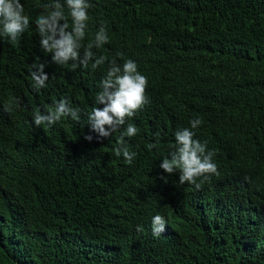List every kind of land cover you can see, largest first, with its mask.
<instances>
[{"label": "trees", "instance_id": "1", "mask_svg": "<svg viewBox=\"0 0 264 264\" xmlns=\"http://www.w3.org/2000/svg\"><path fill=\"white\" fill-rule=\"evenodd\" d=\"M48 2L21 0L29 29L16 44L0 38V264H264V0H89L84 43L106 22L109 43L93 51L107 61L75 71L39 47ZM113 59L148 78L149 103L126 122L139 129L125 137L131 165L114 155L120 132L97 139L81 126L103 107ZM34 62L48 75L39 90ZM61 99L81 122L36 127L34 111ZM193 118L219 172L200 190L159 167Z\"/></svg>", "mask_w": 264, "mask_h": 264}, {"label": "clouds", "instance_id": "2", "mask_svg": "<svg viewBox=\"0 0 264 264\" xmlns=\"http://www.w3.org/2000/svg\"><path fill=\"white\" fill-rule=\"evenodd\" d=\"M41 7L44 11L35 20L39 47L45 54L51 55L53 63L68 65L72 71L89 67L95 70L106 63V56H97L93 51L109 43L106 22H101L92 39L87 44L84 43L89 30L88 10L92 7L89 0H49ZM29 27L30 17L25 14L21 0H0V38L16 44ZM117 57L122 58L123 54L117 53ZM29 75L34 89L46 87L48 75L44 72V64L34 62L30 66ZM147 87V76L138 70V65L133 60H124L122 66L115 59L111 60L108 62L106 76L100 81V91L95 95V105L103 107H93L87 114L86 123L81 125H87L90 132L97 134V139L108 138L120 132L118 147L113 152L116 157H123L124 162L129 165L133 163L136 153L130 151L125 137L138 135L139 129L133 123L126 122L149 103ZM5 111H10V107H5ZM65 118L81 122V110L72 107L67 99L59 100L45 112L37 109L33 113L36 127L43 125L51 128ZM202 123L200 118H193L189 121V128L178 129L174 135V143L168 146L170 151L159 164L163 173H178L180 184L193 185L196 190H200L202 184L212 176L219 175L213 162L215 152L207 150V141L201 142L194 138L193 130ZM156 135L159 137V133ZM84 139L91 142L93 136L85 135ZM158 146L159 140L147 145L149 149H158ZM165 225L164 217L155 215L151 221L153 235L159 236L165 230ZM136 230L142 232L143 228L137 226Z\"/></svg>", "mask_w": 264, "mask_h": 264}]
</instances>
